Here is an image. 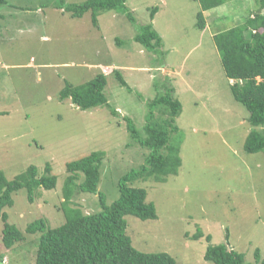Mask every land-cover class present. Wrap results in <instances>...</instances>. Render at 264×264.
Wrapping results in <instances>:
<instances>
[{
    "label": "rangeland",
    "instance_id": "1",
    "mask_svg": "<svg viewBox=\"0 0 264 264\" xmlns=\"http://www.w3.org/2000/svg\"><path fill=\"white\" fill-rule=\"evenodd\" d=\"M7 1L0 7V171L11 181L30 166L42 175L50 164L57 185L39 188L33 203L26 189L12 195L13 205L4 212L25 238L6 249L0 218L2 264H35L40 234H27V226L39 219L48 220L51 228L65 222L68 163L104 152L98 190L108 206L119 198V180L142 166L148 154L131 142L123 118H131L145 136L148 103L170 86L183 106L176 119L180 131L170 141L181 139L182 165L166 182L131 184L147 191L158 217L126 216L127 236L139 251L167 253L178 264H214L204 259L205 252L223 243L247 262H255L256 249L264 259V152L244 150L253 129L249 112L234 99L233 81L213 40L254 15L255 0H228L206 11L204 30L196 27L199 0H127L136 24L106 11L96 26L91 12L73 18L56 8L58 0ZM153 7H158L152 23L163 39L161 56L134 41L151 22ZM115 70L131 90L118 82ZM99 73L106 75L104 93L116 116L104 106L81 110L70 99L60 100L66 83L85 84ZM155 117L165 115L157 111ZM70 206L87 215L101 211L96 194L76 192ZM199 230L203 237L194 240Z\"/></svg>",
    "mask_w": 264,
    "mask_h": 264
},
{
    "label": "trees",
    "instance_id": "2",
    "mask_svg": "<svg viewBox=\"0 0 264 264\" xmlns=\"http://www.w3.org/2000/svg\"><path fill=\"white\" fill-rule=\"evenodd\" d=\"M127 0H86L81 4H67L64 0L56 2V8L70 13L73 18H80L91 12L92 23L98 24L101 12L114 11L127 17L131 24H136L133 14L126 6ZM228 0H199L201 12L197 15L196 27L206 29L204 13L227 3ZM0 0V7L7 4ZM257 12L230 29L213 36L214 43L221 55L226 77L233 81L231 92L234 99L249 112V123L253 129L249 132L244 150L248 154L264 152V0H255ZM158 7L150 12V23L142 26L134 37L145 50L162 54L163 39L153 27V19ZM115 78L131 90L120 71H114ZM107 78L104 73L97 74L85 84L74 86L66 83L60 92V100L70 99L81 110L98 106L110 109L113 116L118 112L108 104L104 93ZM157 85L156 88H158ZM145 136L138 131L129 117H124L132 143L148 151L145 162L137 169H132L121 177L118 183L119 198L110 206L106 196L98 190L101 180V167L104 152H92L90 155L66 165L68 173L63 186L64 202L62 210L65 222L56 228L48 225V220L39 219L26 228L30 235L40 234L35 264H178L167 253H145L132 245L126 234V216L131 215L143 221L157 219V210L153 203L147 202V191L133 187L137 180L166 182L168 176L177 175L182 165L180 157L181 139L171 141V135L180 129L176 119L181 115L183 106L175 96V89L170 86L160 91L148 103ZM160 111L164 119L156 120ZM50 164L45 166L40 175L37 167L30 166L26 172L9 181L0 171V218L4 223L2 242L6 249L13 248L24 241V234L8 223L4 209L13 205L12 195L26 189L28 200L33 203L39 188L52 190L57 185V177L52 173ZM96 194L101 211L84 214L80 208L70 206L74 193ZM203 237L199 230L192 238ZM212 236L206 237L211 243ZM226 239L229 240L227 231ZM255 262L246 261L243 253L229 247V244L209 245L204 259L214 264H264L259 249L255 250ZM0 254V264L3 262Z\"/></svg>",
    "mask_w": 264,
    "mask_h": 264
}]
</instances>
